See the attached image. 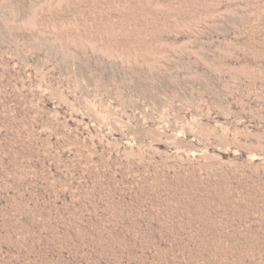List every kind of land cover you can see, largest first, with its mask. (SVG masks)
Here are the masks:
<instances>
[{
	"label": "rangeland",
	"instance_id": "obj_1",
	"mask_svg": "<svg viewBox=\"0 0 264 264\" xmlns=\"http://www.w3.org/2000/svg\"><path fill=\"white\" fill-rule=\"evenodd\" d=\"M0 264H264V0H0Z\"/></svg>",
	"mask_w": 264,
	"mask_h": 264
}]
</instances>
